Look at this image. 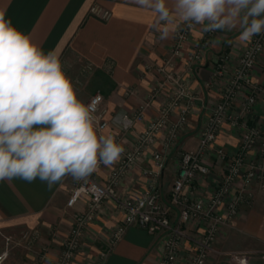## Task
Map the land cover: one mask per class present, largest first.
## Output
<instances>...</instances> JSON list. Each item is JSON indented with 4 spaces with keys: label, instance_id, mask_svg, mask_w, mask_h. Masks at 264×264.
Returning a JSON list of instances; mask_svg holds the SVG:
<instances>
[{
    "label": "crops",
    "instance_id": "1",
    "mask_svg": "<svg viewBox=\"0 0 264 264\" xmlns=\"http://www.w3.org/2000/svg\"><path fill=\"white\" fill-rule=\"evenodd\" d=\"M95 4L109 9L110 18L103 20L92 16L89 10ZM0 12L14 27L29 34L45 53L54 51L58 55L78 99L84 102L96 91L103 95V105L108 109V126L98 130V135L111 136L124 148L120 158L132 150L138 132L147 121L158 116L162 101L173 90L169 85L167 91L151 97L160 78L155 69L169 57L175 31L168 39L161 40L154 27L158 21L157 14L150 8L141 7L136 0H0ZM179 23L177 20V25ZM202 32L203 26L197 25L183 47V55L174 62V70L182 73L195 95L187 117L190 129L180 134L177 147L170 151L162 150L163 133L146 145L116 186L123 196L138 195L154 182L161 198L167 201L177 173L179 151L195 150L198 146L197 130L206 111L205 105L220 97L217 84L207 85L211 58L223 48L231 52L229 64H235L246 44L237 39L239 28L220 31L207 49L202 67L193 72L186 69L185 60ZM250 76L252 82L259 84L264 91V52ZM226 81L227 77H224L222 83ZM128 89L136 92L127 94ZM148 100L143 118L132 129L122 130L120 117L124 113L136 112L138 106ZM263 110L264 99L260 94L251 116L254 122L262 118ZM176 117L177 110L170 119L176 120ZM238 136L236 130L225 126L217 137V143L231 153L238 144ZM157 151L164 154L165 161L159 174L152 178L143 170L152 168V155ZM119 162L107 166L102 164L92 175L98 181L107 182ZM208 162L210 173L196 182L195 196L208 197L215 180L223 172L222 163L213 153L208 155ZM71 184V176L51 188L39 179L31 183L18 178L0 181V232L18 241L3 264L56 262L73 225L74 214L87 207L84 196L73 206H67ZM240 207L233 222L219 231L206 264H228V253L235 251L246 252L247 264H264V190L253 187ZM98 214L89 223L73 264H156L162 255L160 234H150L144 227L131 224L116 244L109 247L108 236L120 222L122 213L111 202H106ZM176 215L177 210L172 208V219ZM188 228L194 231L196 225ZM24 232L30 236L22 239ZM3 242L0 235V250L4 248ZM104 250L108 254L99 261L98 256Z\"/></svg>",
    "mask_w": 264,
    "mask_h": 264
},
{
    "label": "built area",
    "instance_id": "2",
    "mask_svg": "<svg viewBox=\"0 0 264 264\" xmlns=\"http://www.w3.org/2000/svg\"><path fill=\"white\" fill-rule=\"evenodd\" d=\"M89 12L103 20L111 16L109 9L97 4ZM196 27L197 25L189 26L182 22L177 25L170 55L163 65L155 69L160 78L151 97L167 91L169 85H172L173 90L162 101L158 116L147 121L138 132L135 147L119 159L120 162L111 172L108 181H98L92 174L79 181L72 178L67 206H73L76 200L84 196L87 207L74 214L73 225L54 264H73L89 223L102 212L106 202H111L122 213L120 222L108 236L109 247L116 244L131 224H136L144 227L150 234H160L162 237V255L156 264H206L209 253L214 250L213 244L219 231L233 222L252 188L264 190V110L259 121L254 122L251 118L257 97L262 94L264 99V91L259 84L252 82L250 76L264 52V34L256 35L246 42L235 64H229L232 55L227 49H220L213 54L207 85L217 84L220 97L214 103L205 105L206 111L197 130V148L179 151L177 173L171 183L169 199L165 201L161 198L154 182L134 196H123L116 187L126 170L137 160L139 153L158 134L163 133L161 145L163 152H166L177 147L180 134L190 129L187 117L193 107L195 95L183 79L182 73L174 70V62L183 55V47ZM219 32L205 31L203 27L201 37L188 51L185 60L187 70H200L206 51ZM224 77H227V81L222 83ZM126 92L134 94L136 91L128 89ZM103 99V95L96 91L84 101L85 104L93 101L96 104L94 116L97 131L108 126V109L103 105ZM148 105L149 100L140 104L136 112L124 113L120 117L122 130L135 127L137 121L143 118ZM176 110V120H171L170 115ZM225 126L239 133L238 144L231 153L217 143V137ZM210 153L222 163L223 172L215 180L210 195L203 198L195 196L194 192L196 182L210 173ZM163 156L160 151L154 152L152 168L143 172L152 178L156 177L164 166ZM172 208L177 210L174 219ZM193 224L196 225L194 231L188 228ZM1 236L4 248L0 250V264H3L18 241L3 233ZM29 236L28 232H24L22 239ZM107 254V250L101 251L98 260H103ZM246 258L245 251L228 253L231 264H247Z\"/></svg>",
    "mask_w": 264,
    "mask_h": 264
},
{
    "label": "clouds",
    "instance_id": "3",
    "mask_svg": "<svg viewBox=\"0 0 264 264\" xmlns=\"http://www.w3.org/2000/svg\"><path fill=\"white\" fill-rule=\"evenodd\" d=\"M136 2L157 14L161 40L173 34L177 20L205 31L239 28L241 42L264 34V0ZM95 111L94 101L78 99L58 55L45 53L0 12V181L39 179L51 188L118 161L124 148L98 135Z\"/></svg>",
    "mask_w": 264,
    "mask_h": 264
},
{
    "label": "rangeland",
    "instance_id": "4",
    "mask_svg": "<svg viewBox=\"0 0 264 264\" xmlns=\"http://www.w3.org/2000/svg\"><path fill=\"white\" fill-rule=\"evenodd\" d=\"M181 23V22H180ZM177 29V28H176ZM194 30V29H193ZM192 30V31H193ZM176 31V30H175ZM174 35H175V32H174ZM173 40H174V36H173ZM223 49V48H222ZM215 156V155H214ZM0 235H1V233H0ZM15 239V238H14ZM16 240V239H15ZM229 261H227V263H228ZM228 264H230V262L228 263Z\"/></svg>",
    "mask_w": 264,
    "mask_h": 264
}]
</instances>
